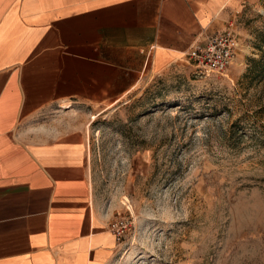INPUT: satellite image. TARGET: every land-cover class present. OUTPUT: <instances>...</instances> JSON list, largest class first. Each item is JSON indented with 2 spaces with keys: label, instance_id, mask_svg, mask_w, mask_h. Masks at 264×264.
Instances as JSON below:
<instances>
[{
  "label": "crops",
  "instance_id": "1",
  "mask_svg": "<svg viewBox=\"0 0 264 264\" xmlns=\"http://www.w3.org/2000/svg\"><path fill=\"white\" fill-rule=\"evenodd\" d=\"M241 2L0 0V264L112 259L90 125L147 74L186 60Z\"/></svg>",
  "mask_w": 264,
  "mask_h": 264
},
{
  "label": "rangeland",
  "instance_id": "2",
  "mask_svg": "<svg viewBox=\"0 0 264 264\" xmlns=\"http://www.w3.org/2000/svg\"><path fill=\"white\" fill-rule=\"evenodd\" d=\"M230 21L226 76L177 61L90 125L95 204L131 222L106 264H264V0Z\"/></svg>",
  "mask_w": 264,
  "mask_h": 264
},
{
  "label": "built area",
  "instance_id": "3",
  "mask_svg": "<svg viewBox=\"0 0 264 264\" xmlns=\"http://www.w3.org/2000/svg\"><path fill=\"white\" fill-rule=\"evenodd\" d=\"M238 50V38L233 28V21L219 30H214L204 39L190 48L185 59L190 64L195 76L210 74L227 75L234 64ZM130 220L124 216L115 217L109 223V229L121 240L130 228Z\"/></svg>",
  "mask_w": 264,
  "mask_h": 264
},
{
  "label": "trees",
  "instance_id": "4",
  "mask_svg": "<svg viewBox=\"0 0 264 264\" xmlns=\"http://www.w3.org/2000/svg\"><path fill=\"white\" fill-rule=\"evenodd\" d=\"M257 37H258V43H257L256 46H257V48H258L259 50H262V48L264 47V29L261 30V31H259ZM262 55H264V50H262ZM261 60H262V57H261L260 59H257V60L252 59V60H251V63H252L253 65H256V64L260 63Z\"/></svg>",
  "mask_w": 264,
  "mask_h": 264
},
{
  "label": "bare ground",
  "instance_id": "5",
  "mask_svg": "<svg viewBox=\"0 0 264 264\" xmlns=\"http://www.w3.org/2000/svg\"><path fill=\"white\" fill-rule=\"evenodd\" d=\"M129 207V206H128Z\"/></svg>",
  "mask_w": 264,
  "mask_h": 264
}]
</instances>
